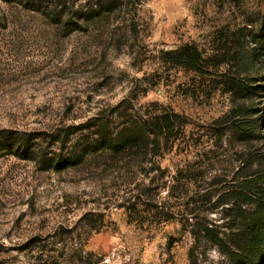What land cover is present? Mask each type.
Wrapping results in <instances>:
<instances>
[{
	"label": "rangeland",
	"instance_id": "rangeland-1",
	"mask_svg": "<svg viewBox=\"0 0 264 264\" xmlns=\"http://www.w3.org/2000/svg\"><path fill=\"white\" fill-rule=\"evenodd\" d=\"M26 1L0 0V131L32 135L51 155L52 131L71 137L96 115L117 132L129 114L176 112L195 132L225 129L223 148L189 160L193 174L222 181L220 192L239 169L232 121L245 122L250 147L264 154V0H36L57 20ZM187 50L201 60L178 64ZM183 153L91 152L61 172L0 153V264H237L183 221L154 216L179 201L162 187ZM156 163L164 174L150 172ZM251 170L264 179V160ZM150 181L134 222L121 205ZM219 196L197 206L202 226L227 223Z\"/></svg>",
	"mask_w": 264,
	"mask_h": 264
},
{
	"label": "trees",
	"instance_id": "trees-1",
	"mask_svg": "<svg viewBox=\"0 0 264 264\" xmlns=\"http://www.w3.org/2000/svg\"><path fill=\"white\" fill-rule=\"evenodd\" d=\"M21 1L23 2V0ZM26 2L31 6L32 12L44 15L50 13L49 16H55V20L58 19L55 12L49 11L36 0H27ZM101 11L102 9L98 11V14ZM184 54L186 55H180L176 59L178 64H182L184 61L187 65H195L198 60H201L197 50L193 52L187 50ZM119 108L117 107L116 111ZM122 116L119 113L115 118L117 120L124 119ZM128 117L129 120L126 121L123 129L117 132L112 129L113 123L101 118L100 115L89 119L83 125L69 128L76 131L71 133V137L63 129L52 131L49 134V140L50 144L56 146L57 151L52 152L51 155L43 150L40 143H36V139L32 135L3 130L0 131V153L24 161L37 162L43 166L45 171L61 172L85 163L91 152L104 151L121 158L125 154L127 156L129 153L135 152L134 156H142L145 160L147 156L151 155L150 152L154 148H169L171 152L185 150L186 153H183V157L186 158V161L176 168L170 185L166 183L162 187V189L167 188L170 200L179 201L174 205L168 206L167 203H163L156 206L157 213H154V216L162 217L159 219L161 223H168L173 218L183 221L187 227L191 228L195 240H207L217 247L221 254L235 260L237 264H264V179L257 173H251L252 166L264 160V154L259 149L250 147L251 136L242 130L245 122L232 121L235 117H232V120L231 118L226 119L228 123L232 121L230 127L236 131L241 149L235 153L239 162V169L235 173L236 184L220 192L214 188L222 184V181L215 177L212 178V181L210 178L211 182H209L205 175L193 174L194 167L191 166L189 160L196 158L198 162H201L206 155L223 148L225 129L213 130L206 127L203 132H195L193 129H189L186 117L176 112L159 111L155 114H148L142 119L135 118L131 114ZM226 122H221L219 125ZM75 135H79L78 139L72 140V136ZM198 141L203 142L201 143L203 145L197 144ZM193 150H196V153ZM192 154L194 155L192 156ZM143 162L142 160L138 167L148 163L147 161ZM196 164V161L193 162V165ZM128 166L125 164L117 171L120 177ZM155 171L165 173L158 163H156V169L153 167L150 169L152 173ZM163 178H165L164 175ZM152 186L151 181L147 185H143L142 190H140V186L136 185L130 191L128 199L121 205L134 222H140L138 216L141 213V199L142 196H147L146 192H150ZM217 194L220 196L214 206L226 208L227 223L221 227L211 224L202 226L198 223L197 206H202L204 203L211 204L213 196H217ZM146 207L148 206L146 205ZM150 210L148 208L142 212L147 213ZM208 211H213V209ZM191 219H195L196 222L190 223ZM223 219L226 220V217Z\"/></svg>",
	"mask_w": 264,
	"mask_h": 264
}]
</instances>
